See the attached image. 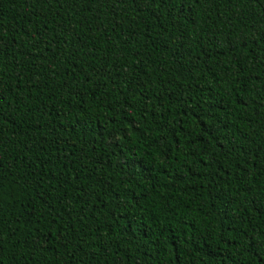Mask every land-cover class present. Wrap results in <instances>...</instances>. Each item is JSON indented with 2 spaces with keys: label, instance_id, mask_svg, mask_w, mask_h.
I'll return each mask as SVG.
<instances>
[{
  "label": "trees",
  "instance_id": "16d2710c",
  "mask_svg": "<svg viewBox=\"0 0 264 264\" xmlns=\"http://www.w3.org/2000/svg\"><path fill=\"white\" fill-rule=\"evenodd\" d=\"M0 264H264V0H0Z\"/></svg>",
  "mask_w": 264,
  "mask_h": 264
}]
</instances>
